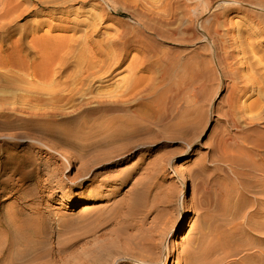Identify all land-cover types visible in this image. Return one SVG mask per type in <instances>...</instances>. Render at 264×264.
<instances>
[{"label":"bare ground","instance_id":"1","mask_svg":"<svg viewBox=\"0 0 264 264\" xmlns=\"http://www.w3.org/2000/svg\"><path fill=\"white\" fill-rule=\"evenodd\" d=\"M94 1L0 0V151L4 153L0 158V204L20 192L26 183L30 190L28 196L17 198L22 202H17L19 208L7 213H10L11 218L7 214H0V236L9 234L20 218L28 217L24 211L32 215L44 193L53 195L60 192L66 183L57 178L71 171L74 166L71 153L67 156L66 164L58 166L56 162L64 160L63 157L51 147L41 144H35L34 149L37 154L48 155L46 162L42 163L40 156L19 155V145L29 142V136L24 131L47 135L56 146L68 147L73 154L84 153V157L79 158L80 168L74 178L65 180L72 186L77 185L78 179L85 181V188L83 184L76 188L81 189L79 195L85 203L82 213H97L105 206L102 203H108L117 212L124 208L128 212L140 204L141 195L146 190L145 183L137 172L139 167L126 171L115 170L125 165L124 162L127 163L133 155V151L124 149L142 141L147 125H140L143 127L132 132L127 130L128 127L142 121L150 124L162 120L158 110L156 115L150 111V108H158L157 104L150 101L156 93V80L160 85L169 79L170 88L164 91V99L168 101L165 108L169 104V108L175 112L170 111L168 119L177 114L176 118H186V126L182 124V128L188 126L191 130L194 124L203 120L207 103L212 104L222 89L225 90L223 102L227 111L241 114L240 99L246 96V91L237 87L238 81L244 78L237 67L243 65L246 57L254 54L248 43L251 34L259 32L258 37L264 42V31H259L251 22L244 25L240 21L233 22L231 18L247 14L256 17V7L264 5V0H123L120 16L131 20L133 26L126 31L128 28L122 24V19H115V25L122 29L104 41L94 38L98 34V26L106 20L103 9L94 5ZM201 6H224V31L232 26L238 29L236 33L229 31L227 43L219 34L218 25L206 26L203 31L210 43L208 53H204L202 47L189 45L190 42L186 41L188 29L182 37L174 26L192 20ZM78 16L81 20H76ZM42 29L46 32L44 35L26 42L28 37L33 38ZM54 31L71 32L72 37L59 39L50 35ZM144 32L157 37L158 48ZM14 36H17L16 42L8 44ZM130 52L141 53L142 59L137 61L139 64L121 70L130 75L128 81L122 83L125 88L121 90L123 86H116L107 91L94 89V85L99 87L111 81L108 78L120 68ZM148 52L153 53V63L149 62L145 54ZM70 66L77 70L73 78L66 74ZM212 66L213 72L220 70L224 74V83L211 75ZM153 68L158 69L159 76L155 75ZM138 69L148 71L149 76L138 77ZM129 102L135 105L134 110L129 108ZM198 111L202 112L197 114ZM120 112L126 115V119L114 116L112 119L117 121L108 120L107 114L116 115ZM80 114L82 116L76 124L59 128L53 125L55 120L52 119ZM131 116L137 122L130 120ZM258 121L263 125L262 143L258 147L263 151L260 160L261 172L264 174V106ZM75 125L85 132L74 131L72 127ZM71 136L77 140L69 141ZM9 145L14 148L12 151L6 150ZM143 145L140 144L141 147ZM103 175V180L90 186L91 183L96 184ZM262 184L261 196L264 201V181ZM113 186H129L127 195L116 200L119 188L113 190ZM27 197L30 201H26ZM97 204L100 206H95ZM245 204V201L234 202L230 207L238 212ZM75 205L76 202L71 201L68 207L75 208ZM148 213L149 209L140 216L141 222H128L127 215L120 220L119 227L126 238L116 239L114 245L104 244L96 248L91 254L95 255V263L121 261L127 264H150L153 254L146 255V251L154 252L158 243L150 242L141 246L144 253H140L137 246L133 247V241L136 240L140 245L142 243L132 234L134 228L145 222ZM19 231L23 235L25 232L32 234L33 229L23 227ZM215 249L217 247L211 248L202 260L208 259V254ZM257 253L246 262L264 264V250L259 248ZM1 259L0 255V264ZM165 262L166 258L162 263Z\"/></svg>","mask_w":264,"mask_h":264},{"label":"rangeland","instance_id":"2","mask_svg":"<svg viewBox=\"0 0 264 264\" xmlns=\"http://www.w3.org/2000/svg\"><path fill=\"white\" fill-rule=\"evenodd\" d=\"M94 2V5L102 8L106 15V20L98 26V34L94 36L96 40L104 41L121 31L122 28L115 25V19H122V24L128 28L126 31L132 28L133 22L125 16H120L123 0ZM224 9V6L221 8L201 6L192 16V20L174 25L178 35L184 37L188 29L186 41L190 42L189 45L202 47L204 53H208L210 43L203 30L206 26L218 25L219 34L229 43L227 37L229 31L236 33L238 29L232 26L231 30L224 31L225 27L222 26ZM255 13L256 17L247 14L239 15V18L228 16L227 18H231L233 22L240 21L244 25L251 22L259 31H264V5L256 7ZM76 20L81 18L78 16ZM45 33L42 29L35 33L33 38L28 37L26 42L38 39ZM144 34L149 36L151 43L158 48L157 37L146 32ZM50 35L59 39L72 37L71 32L54 31ZM258 35L259 32L251 34L248 42L254 54L246 57L243 65L237 67L244 76L238 81L237 87L246 91V96L240 99L241 114L233 110L227 111L223 102L225 90L222 89L212 104L207 103L203 120L194 124L191 130L188 126L182 128V124L187 121L186 118H176L177 114L168 119L169 112L173 110L169 108V104L168 108H165L168 101L164 99V91L170 88L169 79L160 85L157 84L159 83L157 80L155 81L157 89L150 101L157 104L158 108H150V111L156 115L158 110L162 120L152 121L150 124L142 121L136 126L128 127L127 130L132 132L147 125L142 141L138 145H129L124 149L133 151V155L128 158L127 163L124 162L125 165L115 170L126 171L139 167L137 172L145 183L146 190L141 195L140 204L128 212L126 208L117 212L108 203H102L105 206L99 212L82 213L85 208L82 206H85V203L79 195L81 189L76 188L85 181L78 179L77 185L72 186L65 180L74 178L80 168L79 158L80 156L83 158L84 153L73 154L68 147L56 146L47 135L24 131L29 136V142L19 145V155L40 156L41 162L44 163L48 155L37 154V150L34 149L35 144H41L51 147L63 157L64 160L56 162V165H65L67 156L71 153L74 166L71 171L57 178L63 179L66 183L60 192L52 193L53 195L44 193V197L36 206V211L31 212L32 215L24 211L29 218H20L9 234L0 236L1 263L97 264L95 255H91L96 248L104 244L114 245L116 239L126 238L123 229L119 227L121 225L119 221L125 219L127 215L128 222L132 220L141 222L140 216L145 215L149 209L145 222L134 228L132 234L138 237L139 243H142L140 245L136 240L133 241V247L137 246L140 253H144L140 249L141 246L150 242L158 243L154 252L146 251V255L153 254L150 264H163L165 258L164 264H250L246 260L256 256L259 248L264 250V244H261L264 243L262 227L264 201L261 196L264 174L261 172L260 160L263 151L258 147L262 143L263 125L257 123L261 108L264 106V42L260 41ZM16 40L17 36H14L9 39L8 44H13ZM152 52L145 53L150 63L154 60ZM141 57V53L130 52L120 68L108 78L111 81L99 87L94 85L93 88L101 91L113 90L116 86L121 88L123 81H128L130 76L127 71L121 70L129 65L139 64L137 61L141 60ZM153 69L155 75L159 76L158 69ZM212 69L213 66L211 75L224 83V74L220 70L213 72ZM76 72L77 70L70 66L66 74L73 78ZM136 75L145 78L149 73L138 69ZM211 84L215 86V83ZM124 88L123 86L121 90ZM128 104L129 108L134 110L135 105L132 102ZM199 112L202 111H198L197 114ZM107 115L111 121H117L112 119L114 116L126 119V115L121 112ZM81 116L80 114L55 118L52 119L55 120L53 125L55 128L68 127L80 121ZM129 119L137 122L134 116ZM248 122L250 124H247ZM115 124L117 127V122ZM72 128L79 133L85 132L76 125ZM68 140L73 142L77 139L71 136ZM140 144H144L143 147ZM12 148V145H9L6 150L12 151ZM2 154L4 153L0 151V158ZM172 176L175 178H171ZM104 178L105 175L100 176L96 184L91 183L90 186L97 185ZM27 186L28 183L12 198L1 202L0 214H7L14 208H19L18 203L22 201L17 198L28 196L30 190ZM83 186L85 188L87 185ZM111 188L113 190L119 188V196L116 198L118 200L127 195L129 186ZM26 201H30V198L27 197ZM71 201L76 202L75 208L68 207ZM244 201L246 204L240 207L238 212L231 210V204ZM24 205L25 202L22 203V206ZM7 215L11 218L10 213ZM31 218L35 221L33 222ZM23 227L33 229L32 234L25 232L23 235L19 231ZM213 247L217 249L208 254V259L202 260ZM111 264L127 263L117 261Z\"/></svg>","mask_w":264,"mask_h":264}]
</instances>
